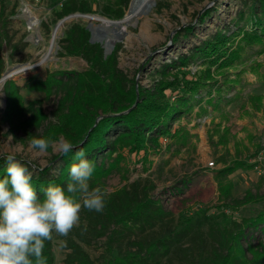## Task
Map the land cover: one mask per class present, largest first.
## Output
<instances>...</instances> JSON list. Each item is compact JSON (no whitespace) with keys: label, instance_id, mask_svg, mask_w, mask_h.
Returning a JSON list of instances; mask_svg holds the SVG:
<instances>
[{"label":"trees","instance_id":"16d2710c","mask_svg":"<svg viewBox=\"0 0 264 264\" xmlns=\"http://www.w3.org/2000/svg\"><path fill=\"white\" fill-rule=\"evenodd\" d=\"M98 3L102 15L119 19L129 0H63L53 8L52 20L74 12L94 13ZM17 4L14 0L8 13L7 0H0V49L5 42L11 51L17 49L7 32V19L15 13ZM209 12L202 11L198 19L204 21ZM43 26L50 31L49 22L44 21ZM232 26H218L185 50L160 60L149 69L151 82L142 84L118 65L119 42L104 54L100 42L89 40L86 24L67 23L57 40L58 53L81 56L87 62L84 69H52L44 77L31 73L23 83L12 77L3 83L5 105L0 109V124H6L8 131L26 144L39 137L51 141L47 150L51 154L44 165L16 155L31 173L38 194L42 196L50 184H59L66 190L70 167L78 162L76 153L80 150L95 165L90 187L105 189L107 176L119 169L122 149L143 150L145 155L149 148H161L162 136L185 138V126L174 128V122L194 106L196 114L207 113L209 106L215 108L222 99L223 82L239 80L237 76H227L224 69L242 60L248 48L258 45L259 51L264 49V0H244ZM190 32L193 26L185 24L171 40L175 42L181 34L187 36ZM20 42L23 49L27 41ZM3 63L0 55V75ZM191 65L203 67L193 72ZM217 73L224 78H217ZM23 86L42 96L25 101L20 94ZM52 95L56 102L54 119L50 120L43 100ZM261 105L264 107V103ZM61 139L73 144L67 155L52 152L53 142ZM239 164L241 160H235L233 165L216 170L220 202L215 206L222 218L210 216L204 227L195 224L191 215L175 216L166 209L152 193L156 184L149 175L108 191L103 212L82 208L79 227L66 237L53 233V238L63 239V263L264 264V192L247 189L241 196L232 194V181L225 178ZM5 170L6 161L0 158V178ZM255 202L261 207L241 219L225 211ZM257 230L259 237L254 233ZM101 238L103 249L92 257L86 246ZM43 255L46 264L53 263V239L45 242Z\"/></svg>","mask_w":264,"mask_h":264},{"label":"rangeland","instance_id":"374dc122","mask_svg":"<svg viewBox=\"0 0 264 264\" xmlns=\"http://www.w3.org/2000/svg\"><path fill=\"white\" fill-rule=\"evenodd\" d=\"M13 1L7 0L8 13ZM27 1L32 12L39 18L38 28L42 36L36 32L37 29L26 27V13L18 3L15 13L7 19V32L12 41L17 43V49L11 51L7 42L1 47L4 68L0 79L16 68L19 70L6 78H15L19 83H23L31 73L44 77L52 69H84L87 62L81 56L58 53L57 40L63 27L71 21H79L83 24L91 22L94 36L102 42L112 39L114 45L119 42L118 65L129 76L134 75L138 82L148 84L151 82L150 67L185 50L192 43L214 32L218 26H232L238 10L244 7V0H152L142 8L144 12L140 10L129 22L122 23L121 28L105 25L100 20H90L81 13L74 12L60 25L50 50L52 30L60 22V18L52 20L53 8L60 0H43L39 3ZM96 5V12L84 14L108 19L100 13L99 3ZM129 7L130 0L126 14L119 18L120 21L129 13ZM205 10L210 11L209 16L200 21L199 13ZM44 21L49 22V32L43 26ZM185 24H191L193 32L187 36L181 34L177 41L172 42L173 33ZM20 39L27 41L23 49ZM260 49L258 45L248 48L242 60L224 69L227 76H237L239 80L223 82L222 99L216 102L218 104L215 108L209 106L207 113L196 114L197 106H194L174 122V128L185 126V138L177 135L162 136L159 138L161 148H149L145 155L143 150L122 149L123 158L119 169L107 176L105 189L111 191L126 181L149 175L156 184L152 193L166 209L171 210L175 216L191 215L194 223L202 227L210 216L222 218L215 206L220 202L215 177L217 169L241 160V164L233 167L225 178L232 181V194L241 196L247 189L257 193L264 192V107L261 105L264 103V49L259 51ZM25 65L28 67L21 69ZM202 67L203 65H191L190 68L194 72ZM216 76L220 80L224 78L222 74L217 73ZM4 81L0 83V109L5 105ZM20 94L25 101L42 96L39 91L28 90L25 86L20 89ZM55 102L54 95L43 100L44 110L50 120L54 119ZM59 141L53 142L52 152L60 151ZM0 153H14L40 165H44L51 154L48 151L41 153L31 143L18 140L4 123L0 124ZM254 162L257 164L251 166L250 163ZM184 180L185 183H182ZM178 186L182 188L179 189ZM259 207V202L246 203L237 208H225V211L234 218L241 219L251 215ZM254 233L260 236L258 230ZM102 239L86 246L92 257L102 251ZM62 244V238H53L52 264H64L62 259L66 249Z\"/></svg>","mask_w":264,"mask_h":264},{"label":"clouds","instance_id":"9594fccd","mask_svg":"<svg viewBox=\"0 0 264 264\" xmlns=\"http://www.w3.org/2000/svg\"><path fill=\"white\" fill-rule=\"evenodd\" d=\"M31 145L43 153L51 141L33 138ZM59 148L67 155L73 144L61 139ZM0 158L6 161V174L0 178V264H46L45 242L53 239V233L66 237L79 227L82 208L103 212L109 193L100 186L90 187L95 165L83 150L76 153L78 162L70 167L66 190L50 184L42 196L14 153H0Z\"/></svg>","mask_w":264,"mask_h":264},{"label":"bare ground","instance_id":"6f19581e","mask_svg":"<svg viewBox=\"0 0 264 264\" xmlns=\"http://www.w3.org/2000/svg\"><path fill=\"white\" fill-rule=\"evenodd\" d=\"M149 1H152V0H132L131 2H130V7H129V13L127 14V16L123 19V20H110V19H106V18H103V17H101V16H98V15H85V14H82L83 16H85V17H87L88 19H90V20H93V19H96V20H100V21H102V23L103 24H105V25H113V26H115V27H119V28H121L122 26H123V24L122 23H127V22H129V20H131V18L133 17L134 18V16H137L138 15V13H139V11L140 10H142V8L147 4V3H149ZM132 4V5H131ZM71 15H68L67 17H65V18H63V19H61L60 20V22L57 24V26L54 28V31H53V40H52V45L54 44V40H55V36H56V32L58 31V29H59V27H60V25L65 21L64 19H69L68 17H70ZM65 23V22H64ZM107 41H110V40H107ZM56 42V41H55ZM51 45V48H50V50L52 49V46ZM50 50L48 51V52H50ZM28 66L27 65H25V66H22V68L21 69H24V68H27ZM4 81V78H1L0 79V83L1 82H3Z\"/></svg>","mask_w":264,"mask_h":264},{"label":"built area","instance_id":"2783aa9c","mask_svg":"<svg viewBox=\"0 0 264 264\" xmlns=\"http://www.w3.org/2000/svg\"><path fill=\"white\" fill-rule=\"evenodd\" d=\"M17 1L20 5V9H22L26 13V17H25L26 27L31 30L37 29L36 32L40 36H42L38 28L39 18L35 15V13L32 12V9H31L32 7L29 4V2L27 0H17ZM32 1H34L35 3H39V2H42L43 0H32ZM62 1L63 0H60L58 2V5H60ZM52 40H53V30H52L51 38H50V46L52 45Z\"/></svg>","mask_w":264,"mask_h":264},{"label":"water","instance_id":"95a60500","mask_svg":"<svg viewBox=\"0 0 264 264\" xmlns=\"http://www.w3.org/2000/svg\"><path fill=\"white\" fill-rule=\"evenodd\" d=\"M130 2H131V0H130ZM154 2V1H153ZM143 12L145 11V10H142ZM79 13V12H78ZM81 14H84V13H81ZM68 15H70V14H68ZM68 15H65L64 17H62V18H60L59 20H61V19H63V18H65V17H67ZM108 19H110V20H119V19H112V18H108ZM58 22V21H57ZM57 22H56V24H57ZM86 27L90 30V37H89V40L91 41V42H94V41H98V42H100L101 43V45L103 46V49H104V54H107L108 52H110L111 50H112V48H113V43H114V40L112 39V40H110V41H105V42H102L101 41V39H99V38H97V37H95L94 36V28H93V26L91 25V22H88L87 24H86ZM17 66H19V65H17ZM17 70H19V68H16V69H14L12 72H10V73H6V74H4L2 77L5 79L6 77H8V76H10L13 72H15V71H17ZM1 77V78H2Z\"/></svg>","mask_w":264,"mask_h":264}]
</instances>
